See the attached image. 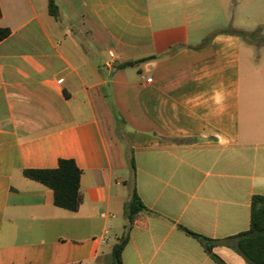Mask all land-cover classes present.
<instances>
[{
	"label": "crops",
	"instance_id": "0c3cea01",
	"mask_svg": "<svg viewBox=\"0 0 264 264\" xmlns=\"http://www.w3.org/2000/svg\"><path fill=\"white\" fill-rule=\"evenodd\" d=\"M54 1L58 18L0 0V264H113L134 187L156 214L123 264H217L179 225L237 235L264 196V44L240 33L237 0ZM60 159L83 171L77 212L23 174Z\"/></svg>",
	"mask_w": 264,
	"mask_h": 264
},
{
	"label": "trees",
	"instance_id": "16d2710c",
	"mask_svg": "<svg viewBox=\"0 0 264 264\" xmlns=\"http://www.w3.org/2000/svg\"><path fill=\"white\" fill-rule=\"evenodd\" d=\"M50 14L58 18L59 8L54 0H49ZM2 9L0 5V17ZM262 28H258L251 33L240 32L243 35L255 37L261 33ZM11 30L9 28H0V42L9 38ZM264 38V37H263ZM134 62L125 63V66H132ZM130 168L133 173V181L136 174V163L133 154L130 157ZM83 171L73 159H60L58 166L54 169H25V177L42 183L53 191L54 204L57 207L77 212L83 203V194L81 192V176ZM141 213L156 214L149 209L141 197L136 187L133 188L131 198L125 205V216L127 225L124 234L119 237L112 249L113 264H123V252L130 240L131 230L136 218ZM179 228L187 235L197 239L206 253L217 264H227L214 249L218 246L228 247L242 256L247 264H264V196L256 194L251 201V223L249 230L237 235L225 238H209L200 235L188 228L179 225Z\"/></svg>",
	"mask_w": 264,
	"mask_h": 264
},
{
	"label": "rangeland",
	"instance_id": "374dc122",
	"mask_svg": "<svg viewBox=\"0 0 264 264\" xmlns=\"http://www.w3.org/2000/svg\"><path fill=\"white\" fill-rule=\"evenodd\" d=\"M235 24L244 28L242 29L244 31H255L261 27L264 35V0H237ZM261 37V33H259L255 37L245 36V39L251 38L257 43L264 44ZM124 189L127 190L126 187Z\"/></svg>",
	"mask_w": 264,
	"mask_h": 264
},
{
	"label": "built area",
	"instance_id": "2783aa9c",
	"mask_svg": "<svg viewBox=\"0 0 264 264\" xmlns=\"http://www.w3.org/2000/svg\"><path fill=\"white\" fill-rule=\"evenodd\" d=\"M110 55H111L112 57H114V54H113V53H110ZM148 81H151V79H149Z\"/></svg>",
	"mask_w": 264,
	"mask_h": 264
}]
</instances>
